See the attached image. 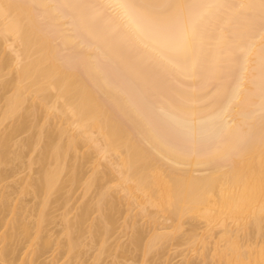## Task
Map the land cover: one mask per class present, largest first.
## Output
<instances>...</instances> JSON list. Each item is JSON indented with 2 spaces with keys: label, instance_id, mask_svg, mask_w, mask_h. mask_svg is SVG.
<instances>
[{
  "label": "bare ground",
  "instance_id": "obj_1",
  "mask_svg": "<svg viewBox=\"0 0 264 264\" xmlns=\"http://www.w3.org/2000/svg\"><path fill=\"white\" fill-rule=\"evenodd\" d=\"M124 212L132 249L108 242ZM199 234L201 264H264V0H0V264Z\"/></svg>",
  "mask_w": 264,
  "mask_h": 264
},
{
  "label": "rangeland",
  "instance_id": "obj_2",
  "mask_svg": "<svg viewBox=\"0 0 264 264\" xmlns=\"http://www.w3.org/2000/svg\"><path fill=\"white\" fill-rule=\"evenodd\" d=\"M28 135V133L27 132H25V133H22L21 135H20V137H22V138H24V137H26ZM19 137V138H20ZM22 166V169L21 168H15L14 169V167L11 165L10 166V168L12 167L13 169H11V170H13V172L15 171V173H12V171L10 170V168L8 167V168H6L5 167V169H9L11 172H9V174L10 175H12V176H9L10 178H8V182L9 183H7V184H10V183H12V184H14L13 186H14V188H16V186H18V184L16 183V179H19V178H21V177H24V176H27V174L29 175L30 173H32L33 171L32 170H30L29 168H27V167H24L23 165H20V164H16V167H21ZM88 167V166H87ZM103 168V167H102ZM90 168L88 167L87 168V170L85 169V171H86V173H88L90 170H89ZM92 169V168H91ZM89 174V173H88ZM115 174H117V173H115ZM114 175V174H113ZM116 176V175H115ZM111 178H115V177H112V174H111V176H110ZM117 177H118V175H117ZM110 178V180L108 181L110 184L112 183V180L113 179H111ZM116 179V181H117V178H115ZM114 179V180H115ZM114 180H113V182H114ZM111 181V182H110ZM117 183V182H116ZM6 184V183H5ZM12 184H10V185H12ZM118 184V183H117ZM9 185V186H10ZM111 185H113V183L111 184ZM115 185V184H114ZM114 185H113V187H114ZM116 186V185H115ZM112 187V188H113ZM117 188V187H116ZM96 190V189H95ZM94 189H90V190H88V191H85V188H84V185L83 184H80L79 186H77V188L74 190V192H73V196H72V198H71V200H70V202H69V206L71 207V208H73V211L72 212H77V210L75 209L81 202H83V201H89V200H91L92 198H94L95 197V195H96V192L97 191H95ZM119 190H121V189H119V186H118V191ZM122 191H123V189H122ZM112 192H113V190H112ZM114 192H115V190H114ZM124 192V191H123ZM116 193H117V191H116ZM138 193V192H137ZM118 194H120V193H118ZM124 194V193H123ZM141 194V193H140ZM16 195V194H15ZM22 199L25 201V203L27 202V201H29V200H31L32 199V196L30 195V194H26V195H24V196H22ZM33 200H31V202H32ZM30 202V201H29ZM28 202V203H29ZM126 204V203H125ZM123 205L122 204V208L126 211V210H128L129 208H127V207H129V206H126V205ZM134 208V207H133ZM152 210L154 209V208H151ZM63 210H64V208H62V206H57V210L55 211V214L56 215H61L60 213H62L63 212ZM123 211V210H122ZM129 211V210H128ZM134 211V210H133ZM123 213V212H122ZM125 213H127V212H124V214ZM128 214V213H127ZM127 214H125V216H122V214H121V218H119L118 219V221L119 222H117V226L116 227H114V228H116V229H113V234L111 235V237L109 238V243L110 244H116L115 242H116V240H119V244H122L123 245V243L124 244H126V245H124V246H128V244L130 243V241H131V239H130V236H131V234H133L132 232H133V230L131 229V226H129V223L131 224V222H129V223H127V222H125V220L127 221L128 219H125L126 218V215ZM93 216H96V213H94V215ZM92 216V217H93ZM59 217V216H58ZM57 217V218H58ZM91 217V218H92ZM127 217H129L128 215H127ZM93 218H95V217H93ZM92 218V219H93ZM135 219H136V224H137V221L140 223L139 225L141 226V224H142V226H146L145 225V221H146V219L145 218H143L142 216H137V218L135 217ZM57 221V222H56ZM128 221H131V220H128ZM185 221H188V219L186 220H184V223L183 224H185V226H184V229L182 230V232L184 233L185 231H189V227H190V225H189V223H190V221H189V223L187 222H185ZM198 221V220H197ZM197 221H195V222H197ZM55 222L56 223H51L52 225H51V229H53V232L55 233V231L56 230H58V228L60 227V224H59V222H60V220H56L55 219ZM191 222H192V220H191ZM170 223V222H169ZM169 223H168V225H169ZM197 223H199L198 225H199V227L200 226H204L205 224L203 223V221H201V220H199V222H197ZM144 224V225H143ZM146 227H148V226H146ZM48 228H50V226H48ZM50 229V230H51ZM60 229V228H59ZM168 230H169V228H167ZM166 229V230H167ZM188 229V230H187ZM200 229H201V227H200ZM55 230V231H54ZM165 230V229H164ZM171 230V229H170ZM199 230V229H198ZM218 230V229H217ZM216 230V231H217ZM59 231V230H58ZM202 231H203V229H202ZM202 231H199L201 234L203 233ZM52 232V233H53ZM187 232L186 233H181L180 231H179V233H180V235H179V233H175V239H178V240H180L178 237H181L182 235H185V234H187ZM56 233H58L57 231H56ZM56 233L54 234V235H56ZM201 234H199L198 235V240L196 241L197 242V244L196 245H194V244H188V242L186 243V244H184V243H182V245L180 244H175L176 242L175 241H173V243L174 244H172L171 245V243L172 242H170L169 243V245L170 246H168V247H166L167 249H165V247H164V249L162 250V253H161V251L159 252V253H157V254H153V255H150V254H148L149 256H147V257H151L150 259H152V258H154V260L152 259V260H149V262H151V264H153V262L152 261H154V264H187V262H191V263H197V264H201L202 263V258L198 255L199 254V252L197 251V246H200V238L202 237V235ZM176 235L178 236V237H176ZM183 238H185L184 236H183ZM130 239V240H129ZM129 241V242H128ZM177 241V240H176ZM198 241H199V243H198ZM88 242V241H87ZM118 242V241H117ZM121 242V243H120ZM128 243V244H127ZM184 244V245H183ZM130 245V244H129ZM112 246V245H111ZM210 246V247H209ZM212 245L210 244H208V247L209 248H212L211 247ZM116 247V245H114V248ZM128 247H130L131 248V245L130 246H128ZM113 248V247H112ZM132 249V248H131ZM131 249H130V251H131ZM65 249H63V248H59V249H57V250H55V254L53 255L52 253H53V251L52 250H50L46 255H44L40 260L43 262H47V261H49L50 262V260L52 259V256H54L55 257V259H65L66 258V255L64 254V251ZM114 250L115 249H113V252H114ZM208 250V251H207ZM94 251L95 250H90L89 249V251L87 252V250L85 251L86 253H84L83 255V257L81 258L82 259V261L83 260H85L86 261V264H91L90 263V261H91V259H92V256L94 255ZM130 251L128 252L129 254L128 255H130V256H125V257H127L125 260L124 259H122L121 261L123 262V260L126 262V264H135V262H136V264H143V260L145 259V257L146 256H144L143 254H141V252L140 251H136V250H134L133 249V251H134V253L133 254H130ZM164 251V252H163ZM206 251H207V253L209 252L210 253V249H206ZM212 253V252H211ZM211 253H210V255H211ZM154 255H157V258L154 256ZM209 255V254H208ZM146 257V258H147ZM211 258H212V256H210ZM124 258V257H123ZM144 258V259H143ZM159 258V259H158ZM210 258V259H211ZM112 260H113V258H111V257H106V258H104V260L102 259V261H101V264H112L113 262H112ZM142 260V261H141ZM147 260V259H146ZM157 260V261H156ZM160 260H161V262H160ZM187 262H186V261ZM215 260V259H214ZM214 260H212L213 262H210V263H213V264H217V263H215V261ZM159 261V262H158ZM49 262H47L48 264H49ZM217 262V261H216ZM148 263V262H147ZM148 264H150V263H148Z\"/></svg>",
  "mask_w": 264,
  "mask_h": 264
}]
</instances>
